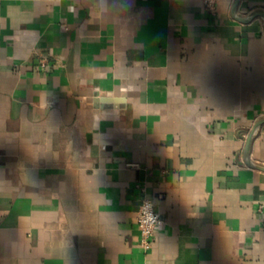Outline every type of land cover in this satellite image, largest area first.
Masks as SVG:
<instances>
[{"label":"crops","instance_id":"1","mask_svg":"<svg viewBox=\"0 0 264 264\" xmlns=\"http://www.w3.org/2000/svg\"><path fill=\"white\" fill-rule=\"evenodd\" d=\"M263 121L264 0H0V264H264Z\"/></svg>","mask_w":264,"mask_h":264},{"label":"built area","instance_id":"2","mask_svg":"<svg viewBox=\"0 0 264 264\" xmlns=\"http://www.w3.org/2000/svg\"><path fill=\"white\" fill-rule=\"evenodd\" d=\"M203 4L210 14L215 15L217 13L218 0H203ZM162 222V216L156 210L153 201L144 196L137 213L140 244L144 251L147 252L151 249L156 230Z\"/></svg>","mask_w":264,"mask_h":264},{"label":"water","instance_id":"3","mask_svg":"<svg viewBox=\"0 0 264 264\" xmlns=\"http://www.w3.org/2000/svg\"><path fill=\"white\" fill-rule=\"evenodd\" d=\"M263 122H264V121H263ZM263 169H264V168H263ZM140 203H141V202H140ZM140 203H139V204H140Z\"/></svg>","mask_w":264,"mask_h":264}]
</instances>
